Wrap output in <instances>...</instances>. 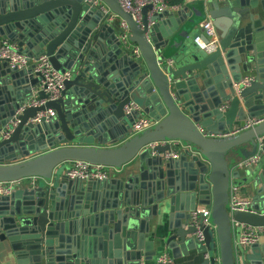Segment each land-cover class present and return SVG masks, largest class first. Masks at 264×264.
Masks as SVG:
<instances>
[{
	"label": "water",
	"instance_id": "water-1",
	"mask_svg": "<svg viewBox=\"0 0 264 264\" xmlns=\"http://www.w3.org/2000/svg\"><path fill=\"white\" fill-rule=\"evenodd\" d=\"M100 1L128 24L130 46L120 41L119 19L109 21L89 0H0V37L17 44L30 59L45 55L57 71L72 73L59 100L27 109L12 136L4 138L17 111L34 97L46 100L47 95L34 67L19 70L0 60V91L5 93L0 99V182L41 181L0 197V264H125L119 247L108 251L103 244L107 228L112 224L114 232L126 233L130 224L143 239L151 234L147 221L155 218L154 240L175 258L180 249H188L210 255L200 264H216V257L221 264H247L245 249H236L234 236L238 238L240 229L233 224L264 227V204L258 205L259 199L264 202V157L242 178L230 155L234 161L245 160L260 145L264 153V62L259 54L264 50V0H212L206 5L208 16L187 8L151 20V7H145L142 25L118 0ZM208 19L220 34L219 48L211 54L194 44L197 26ZM247 20L250 25L242 27ZM246 77L253 79L237 92L235 85ZM132 103L138 110L127 114ZM48 112L53 114L48 119L30 123ZM102 115L122 129L113 143L103 139L92 121ZM142 116L156 125L133 135L132 127ZM250 120L259 123L246 129ZM175 142L183 147L181 163L163 157ZM136 160L141 163L138 173L126 184L119 181L116 177ZM76 162L110 168L112 176L70 180L62 169L69 166V171ZM180 164L190 174L183 198L170 189L163 193L168 169ZM138 179L154 180L159 191L154 197L145 188L133 193ZM68 182L85 195L80 201L73 196L72 206L62 210L58 201ZM105 187L115 191L114 204L93 208L88 191ZM231 187L261 196L253 199L251 212L229 213ZM198 205L210 207V226L202 219L193 222ZM159 210L169 216L160 218ZM64 227L72 234L67 239L61 234ZM19 236L25 240L23 255L13 243ZM251 247V264H264L262 240Z\"/></svg>",
	"mask_w": 264,
	"mask_h": 264
},
{
	"label": "built area",
	"instance_id": "built-area-1",
	"mask_svg": "<svg viewBox=\"0 0 264 264\" xmlns=\"http://www.w3.org/2000/svg\"><path fill=\"white\" fill-rule=\"evenodd\" d=\"M121 7L125 12L131 14L134 21L142 25L143 22V9L145 7H151L149 10V19L151 20L155 15L164 13L166 11L178 10L180 7L176 4L177 0H118ZM185 2H202L206 5L212 0H184ZM93 6L99 7L102 9L104 15L108 16L109 21L114 22L119 19L120 29L122 34L120 36V41L125 46H130L129 37H130V28L128 24L115 15L104 3L100 0H89ZM154 22L150 21V26ZM198 33L194 38V44L200 50L206 51L207 53H214L218 50L220 44V34L214 23L208 19L201 23L197 27ZM134 52L136 55L140 56V50L134 46ZM0 60L7 62L11 68H17L19 70L27 69L29 67H34V73L40 75L41 77V89L47 95L46 100H39L37 97L33 98L29 102L25 103L16 113L14 119L8 124L5 131L3 132L4 138H10L13 134V131L19 126L21 120L19 117L29 108H38L45 105L47 102L59 100L62 96L63 90L65 88L66 81L72 78V73L59 72L57 71L52 63L50 58L47 56H40L39 58L30 59L28 56L20 52L17 44L12 43L8 40H5L0 37ZM253 78L246 77L242 82L235 85V90L237 92L241 91V87H247ZM228 105L224 106L223 109H227ZM138 110L136 104L132 103L126 107V113L131 114L133 111ZM52 112L48 113H39L38 116L31 120L30 123L37 124L41 121L43 117L47 119L52 116ZM259 122L251 121L247 124L246 129L253 128ZM156 125V122L149 118L148 116H142L135 121L134 126L132 127L133 135H140L145 131L151 130ZM262 144V139L260 140ZM175 150L167 152L163 155L165 159L169 160H178L181 156L182 144L180 142L173 143ZM156 154V153H155ZM264 157L262 146L260 145L256 154L245 159L241 160L238 164V168H255L261 162ZM112 169L106 168L103 166L91 165L84 162L73 163L72 168L66 172V176L70 180H81V181H104L112 176ZM34 179L32 187L36 186V181ZM23 181L20 182H0V197L10 196L14 191L22 185ZM228 211L231 215H234L237 212H251L252 211V202L249 198H246L242 194V190L236 187H231L230 190V203ZM210 216L211 210L208 208L197 209L192 213V220L194 223H197L199 219H202L203 225L210 226ZM234 228L240 229L239 237L236 241V249L244 248L247 249L264 238V227H253L249 225H241L234 223ZM200 230V228H199ZM198 238L200 241H204V236L202 232L198 233ZM237 251V255H238ZM206 259H210V255H205ZM157 264H174L173 259L169 255H163L159 258ZM216 264H221L219 257H216Z\"/></svg>",
	"mask_w": 264,
	"mask_h": 264
},
{
	"label": "crops",
	"instance_id": "crops-1",
	"mask_svg": "<svg viewBox=\"0 0 264 264\" xmlns=\"http://www.w3.org/2000/svg\"><path fill=\"white\" fill-rule=\"evenodd\" d=\"M16 1H21V0H10V2H16ZM257 2H259V0H257ZM176 4L180 8L178 10L177 9L171 10L172 12L177 13V11L187 10V8H189V9H200V10H202V12L205 13L204 15H207L206 12H208L206 9L208 7H206V4L202 3V2H194L193 3V2H185L184 0H177ZM94 18H96L95 15H94ZM248 25H250V24H249V21L247 20L245 23H243L242 27H248ZM251 38H252V35H251ZM105 47H106L107 51H110L111 45H106ZM259 54H260V60L262 62H264V50L259 51ZM12 86H14V85H9L10 88ZM14 88H15V86H14ZM11 89H13V88H11ZM4 95H5V93L3 91H0V99H2L4 97ZM92 121L96 122V125L101 130V133H100L101 136L106 141L107 140L109 142L112 141L111 143H113L115 141V139H117L118 136H120V134L122 133L121 128H119V127L116 128L114 125L113 126L111 125V123H110L111 120L108 116H104V115H102L100 117L98 116L96 118H92ZM251 121H253V120H250L249 122H251ZM108 146L109 145H107L105 147H108ZM173 150H175V149H173ZM230 160H232L233 165L236 167V170H239L241 172V177L242 178L246 177V175H245L246 171L245 170L247 168L246 169L238 168V164L240 161H234L235 157L233 155H230ZM174 161L176 163L177 162L181 163L180 159L174 160ZM188 162H189V160H188ZM188 162L186 161V163H188ZM149 164H151V163H149ZM72 166H73V164H71V167ZM175 166H177V167H175L174 169L173 168L168 169V172H170V174H169V176L166 175V177L163 180V193L170 189L177 195V197L183 198L186 195H188L184 191H185V186H187V184H188V181H189L188 177L190 176V174L188 173V170L186 169V167H184L185 165L180 164V165H175ZM140 167H141L140 161L136 160L132 164L125 167L123 174L120 176H117L116 178L119 181H121L122 183L125 182V184H126L129 182L128 179L132 177L131 176L132 174L138 173ZM66 172L67 171H65V176H66ZM121 179H123V180H121ZM33 182H34V179H27V180H24L22 182V185L27 186V187H32ZM40 182H41L40 180H37L36 186H38L40 184ZM67 184H68V189L64 190L65 194L62 197H59L60 199L58 201L59 204L61 205L62 210H65L66 208H70L72 206L71 198L73 196H77V201H80V197H82V200H83V195H85V193L81 192L82 191L81 188L78 187L77 189H71V186H73V185L69 186V182ZM133 184H134V186L137 187V189L135 191H133V193H136V194L142 193L144 190L142 188H145L146 193L151 194V195H149L150 197H154L155 193H157L159 191V189H157V192H156V185H155L154 180H145V179L139 180L138 179L137 182H135ZM36 186L34 185V187H36ZM262 188H263V185L260 184L258 190L263 191ZM249 191L250 192L242 191V194L244 197L249 198L251 200V202L253 201V199L255 197H261L256 191H254V190H249ZM88 192L91 193L90 194V203H91V206L93 208H101V207L110 208L111 204H114L113 194L115 193V191L111 187H105L104 189H99L97 192H92V191H88ZM257 195H259V196H257ZM262 203L264 204L263 200L259 199L258 205L262 204ZM138 208L140 210H142V208H140V206H138ZM201 208L210 209V207H205V206H200V205L197 206V209H201ZM157 214H158V212L156 211V215ZM159 214H161V217L159 216L160 218H162L163 216L165 218L169 216L168 213L163 214L160 212V210H159ZM125 215L129 216L128 214H125ZM157 220L158 219L155 218L154 221H150V223H149V221H147V225L148 226L150 225V227H151V230H150L151 234H150V236H145V234H143V239H140L141 232L137 231L136 229H131L130 224L128 225L126 233H124L122 229H119V230H117V232H114L115 227L111 224L107 228V230H108L107 236L102 238V242L108 251H110V249H112L115 252L117 247H119L124 252V254H126L127 260H125V264H140V263H142V264H157L159 258H161L163 255H166V254L169 255L173 259L174 264H200L202 261L205 260V257L203 254L198 255L197 251H194V250H188V249L182 250V249H180L178 251V253L175 252L178 254V257L175 258L172 255V253H170V251L166 252L164 250V248H159V246L157 245V238H156V240H154L155 235L153 234V229H154L153 224L155 223L154 225H156ZM141 221H142V219H141ZM17 225H18V229H20V223L19 222H17ZM156 227L157 226H155V228ZM111 231H113V232H111ZM61 234L66 239L68 237L72 236V234L69 233V229L66 227L63 228V231ZM124 234H133V235L131 237H128V236L125 237ZM79 239L81 241H83V239H84L83 235L80 236ZM151 241L152 242L155 241L154 244L152 243L151 247L144 246V244H148ZM234 241L236 244L237 238L235 236H234ZM13 243H17L18 245H20L18 247V248H20V251L17 252L19 255H23V254L27 253V251L24 249V247L21 246V245H24V243H25V240L22 237L20 238V236H19L17 241H14ZM262 243H264V238H262ZM6 244L10 248L9 243L7 242ZM113 244L116 246L111 247L110 245H113ZM140 244H142L141 248H140ZM98 246H100V245H98ZM8 247H6L7 250H8ZM245 251H246L245 253L247 255V264H251V262L249 260L250 259L249 256L252 255V252H253L252 247L245 249ZM146 254L148 257H145ZM141 257H142V259H141Z\"/></svg>",
	"mask_w": 264,
	"mask_h": 264
},
{
	"label": "rangeland",
	"instance_id": "rangeland-1",
	"mask_svg": "<svg viewBox=\"0 0 264 264\" xmlns=\"http://www.w3.org/2000/svg\"><path fill=\"white\" fill-rule=\"evenodd\" d=\"M68 168H69V166L64 167V168L62 169V172L65 173V171H67ZM238 237H239V235H238Z\"/></svg>",
	"mask_w": 264,
	"mask_h": 264
}]
</instances>
